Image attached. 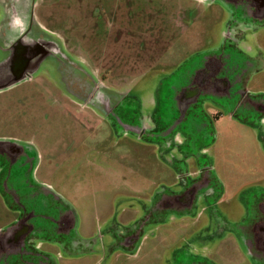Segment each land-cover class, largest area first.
I'll use <instances>...</instances> for the list:
<instances>
[{
	"label": "rangeland",
	"instance_id": "rangeland-1",
	"mask_svg": "<svg viewBox=\"0 0 264 264\" xmlns=\"http://www.w3.org/2000/svg\"><path fill=\"white\" fill-rule=\"evenodd\" d=\"M17 3L0 0V33L10 30ZM227 7L222 0H27V12L32 9L35 18L30 30L39 27L72 68L47 60L30 77L0 91V158L8 160L9 152L20 150L30 160H23L28 163L23 168L21 161H0V179L6 181L11 172L15 181L25 174L30 182L33 170L40 189L51 190L74 211L73 237L90 239L77 247L95 248L67 256L57 239L51 264H190V255L208 264H256L228 227L245 215L247 194L264 189L259 129L224 111L211 112L205 152L221 186L218 212L226 220L201 212V201L193 214L159 217L157 198L180 189L169 164L174 157L160 154L157 132L145 129L140 135V125L150 130V117L165 111L167 84L178 67L230 49L237 15ZM247 29L240 53L257 59V66L261 62L248 86L251 95L264 99V23ZM94 89L107 97L105 106L83 100ZM196 163L187 160L185 173L198 180ZM15 218L0 203V227ZM138 226L145 229L126 248L117 238L124 228ZM13 259L2 264H26Z\"/></svg>",
	"mask_w": 264,
	"mask_h": 264
},
{
	"label": "flooded vegetation",
	"instance_id": "flooded-vegetation-1",
	"mask_svg": "<svg viewBox=\"0 0 264 264\" xmlns=\"http://www.w3.org/2000/svg\"><path fill=\"white\" fill-rule=\"evenodd\" d=\"M224 4L228 6L227 8L231 9L233 15H237L233 19L235 22L233 28L236 35L233 37V40H230V49L221 53L220 56L201 57L198 62L193 63L192 61L188 65L184 64L182 69L188 67L187 73L182 77L179 86L173 89L175 95L171 94L170 96L168 104L169 118L166 114L167 110L161 113L160 119L158 118L160 121L166 120L170 124L177 125V123L187 117V122L180 127L179 131H175L174 133H160L155 128L148 129V131L158 133L157 138L160 141L162 140L161 143L156 139L159 152L163 157L167 155L174 157L171 161H176L175 164L178 168L176 171L179 175V192L164 195L158 203H155L156 214L159 217H165V215L170 213L177 214L180 217L193 214L199 208L197 203L201 201L203 204L201 212L209 211V214L226 220V217L218 212L217 206L221 204L220 198L222 196L221 186L214 181V177L211 174V166L205 152V140L207 135H209V128L211 129V112L220 114L224 111L223 113L239 120L241 123L249 125L256 130L259 129L257 132H259L260 138L263 137L264 139V130L260 129L264 125V99L251 95V90L248 86L251 73L257 71L259 66H261V62L257 66V59L255 60L240 53V51L244 53L240 49V45L246 43L247 28L257 27V22L264 23V0H226ZM32 24L33 22L30 20L25 26V28L29 27L27 31H22L21 35L16 37L8 47H0V61L7 59L11 55L15 58V49L21 45L26 51L28 60H35L37 59L36 53L38 52L35 50V47H43L42 49L45 51L44 56H41L42 58L45 57L43 63L47 62V60L51 63H58L60 60L58 65L70 70L72 67L69 63L54 55L56 54V47L51 38L43 35V33L35 35L36 33L33 32L32 35H29ZM231 31L232 29L228 31L225 37L231 36ZM99 91V89L96 91L94 89L89 93V103L96 105V107L107 104V97ZM183 91H189L188 97H190V100L196 94L194 101L187 104L184 100L185 98L181 96V92ZM203 104L204 106L205 104L207 105L205 110L202 109ZM172 108L177 113V116L174 118L170 116ZM155 116L150 117L151 127L156 125L157 120ZM141 127L143 129L140 130V135L143 137L147 130L144 129L145 126L140 125ZM169 128L171 129L172 127H168L167 130ZM137 129L136 127H130V130L133 131H137ZM192 141L194 142L193 146L194 144L197 145V147L194 146V149L191 146ZM184 148H189L192 151L185 153L183 152ZM2 152L7 153L8 151ZM9 153L12 155H6L8 160L0 158V161H8V163L13 164L16 161H21L19 164L21 168L28 165L24 161L30 160L25 156L24 152L18 150ZM175 157L181 159V161H178L181 162L180 165L184 167V170L181 167L179 168ZM187 160L197 161L198 180L190 178V174L185 173L187 171L185 161ZM9 173L11 174V172ZM16 176L17 181L14 180L16 190L23 193L28 189L30 182L27 181L25 174H18ZM53 199L55 198L53 197ZM51 202L52 205L49 207L50 214L48 216L53 224L51 223L49 226L51 229L49 232L50 236L53 240H57L58 237L62 239L65 237L68 242L72 241V244H75L77 240L72 235L73 231H65V233L60 234L56 239L54 238L57 228L53 229L52 225L56 224V214L59 207L58 203L52 201V198ZM244 204L246 207L245 215L233 227H228V231L246 248L252 262L264 264V189L260 188L247 194ZM196 215H199V211ZM22 225L12 235L4 234L5 236L0 237V253L5 254L6 257H10L11 260L17 257L15 249H17V244H19L21 238H23L22 243L25 247L22 251L26 253L30 251V243L28 242L32 240L33 236H38L34 226L32 231L26 233V231H23L24 229L21 230ZM139 228V226L138 228L134 227L135 230L138 229L137 231H139ZM124 233L125 230L122 231V235L117 239H126ZM46 234L48 235V232ZM112 240L117 241L115 235L112 237ZM188 259L190 260V264H208L207 260L195 257V255L188 256ZM10 264H12V261Z\"/></svg>",
	"mask_w": 264,
	"mask_h": 264
},
{
	"label": "crops",
	"instance_id": "crops-1",
	"mask_svg": "<svg viewBox=\"0 0 264 264\" xmlns=\"http://www.w3.org/2000/svg\"><path fill=\"white\" fill-rule=\"evenodd\" d=\"M29 10V8H27L26 10V16H27V20H26V24L29 22L28 20V16L31 17V20L33 22V20L35 19L33 17V11L32 9L30 10V13H28L27 11ZM34 23V22H33ZM11 26V25H10ZM14 29V26H12L10 28V30L5 29L3 33H0V47H8L9 44H11L16 37L20 36L22 31H18V32H14L12 31ZM38 30H34L32 32H29V35H32L33 32L36 33L35 35H41V32L39 27L37 28ZM44 35V34H43ZM60 58V57H59ZM61 59V58H60ZM40 67V66H39ZM181 68V69H180ZM187 68L182 69L181 67H178L175 71L174 74L171 76V80L169 82L168 85V92H169V96H168V104H169V99L171 94L175 95L173 93V89L175 87L179 86V83L182 79V77L187 73ZM39 69V68H38ZM190 91V90H189ZM189 91H183L181 92L183 96V98H185V102L188 104V102H192L194 101V99L196 98V94H194L191 97H188ZM89 94H86L85 98H83V100H85V102H89ZM187 97V98H186ZM182 99V98H181ZM187 99V101H186ZM166 106L167 110V117L169 118V106ZM156 107H157V103H156ZM207 107V105L204 104L202 105V109L205 110V108ZM209 107V106H208ZM205 112V111H204ZM171 113V118H174L177 116V113L175 112V109L172 108ZM214 113V112H213ZM215 114V113H214ZM157 115V116H155ZM152 115V117L155 116V119L157 120L156 125L150 127L155 128L157 130H159L160 133H174L175 131H179L180 127L182 125H184L187 122V117H185L184 119H182L181 122L177 123V125L174 124H170V122H166V120H158V118L160 119L161 114L158 112ZM164 116V115H163ZM210 119H213V115L211 114ZM164 121V122H163ZM168 127H172L171 129ZM144 129H149V126H145ZM176 129V130H175ZM139 132V131H136ZM157 146V145H156ZM176 161H171V164L173 167H175V171L178 169L177 165L174 164ZM186 162V161H185ZM195 162V161H194ZM173 163V164H172ZM196 163V162H195ZM13 164V163H12ZM33 169V168H32ZM4 171L0 170V177L1 174ZM6 181H1L0 179V203L2 204L3 208L5 211H7L8 213H12L13 215H16V218L12 221L11 224L5 226V227H0V237L8 235L14 233L18 228L20 229L19 226L22 225L21 230L24 229L23 231H26V233H29L30 231H32L33 226L35 228V232L37 233L38 236H33L32 240H30V251L23 253V248L24 245L22 243V239L19 242V244H17V249H15V255L18 257L17 260H25L26 264H51L53 260H49V256L50 255V250H52L54 248V246L52 244H57V240H53L52 237L50 236V224L52 223V221L49 219V214H50V205H52L51 202V198L52 201H55L56 203H58V211H57V221L56 224L52 225V228L55 229L57 228V232L55 235H60L62 233H65V231H73L76 229V218H75V213L74 211L67 205V203H65L61 197L53 194L51 192V190L48 189H40V187L36 184L35 180L33 179V170H32V180L30 181V184L28 186V189L21 193L18 192V190H16V185L14 184V179L12 177V175L9 172H6ZM177 174V171H176ZM3 176V175H2ZM177 177H179V175L177 174ZM172 192H168V194H170ZM53 197L55 199H53ZM163 196H161L160 198H157L155 203H158ZM63 201V202H62ZM23 217V218H22ZM26 220V221H24ZM23 221V223H21ZM159 221V220H158ZM164 220L159 221L158 223H163ZM130 223V222H129ZM137 223V222H136ZM135 223V226H136ZM53 224V223H52ZM145 225H148V222H145ZM144 225V226H145ZM141 227V226H140ZM138 228V227H137ZM49 231H47V230ZM143 229H145V227L143 228H139V231L135 230L134 228L129 229V228H124L125 230V237L126 239L123 240L122 245L126 246V248H130L132 247V243L135 242V239H137V235L138 232L139 234H141V232L143 231ZM48 232V235L46 234V232ZM5 234V235H4ZM10 235V236H11ZM39 239V240H36ZM60 239L59 243L60 246H62L63 248V252L66 253L67 256L70 255H82V254H86V253H93L95 251V248H92L91 250L89 249H79V245L88 243L87 241H89L90 239H75L77 240V242H79L77 245L76 243L72 244V241L68 242L65 237L64 239L62 238H58V240ZM111 244H114L115 241H113L112 239L110 240ZM95 245V241L92 242V246ZM121 245V244H120ZM53 247V248H52ZM24 258H23V257ZM58 256V253H57ZM13 258V257H12ZM57 257L56 260H62L64 258H59ZM7 260H11L10 257H6L5 254L0 253V263L2 264L4 261L7 262ZM15 260V259H12ZM15 262V261H12ZM54 263V262H53ZM60 263V261H59ZM6 264V263H4Z\"/></svg>",
	"mask_w": 264,
	"mask_h": 264
},
{
	"label": "water",
	"instance_id": "water-1",
	"mask_svg": "<svg viewBox=\"0 0 264 264\" xmlns=\"http://www.w3.org/2000/svg\"><path fill=\"white\" fill-rule=\"evenodd\" d=\"M196 1H202V2L211 1L212 2L216 0H196ZM222 1L225 2L226 0H222ZM25 20L27 19L25 18ZM12 26L14 25L11 21L10 28ZM25 26H26V22L24 26H20V31H23ZM32 31L34 30H31L30 32ZM55 47H56L55 48L56 54L54 55L59 56V48H57L56 44H55ZM35 48H36L35 50L38 51L36 53L37 59L35 60H32V59L28 60L26 51L21 45L15 49V53H16L15 58H13L11 55L7 59L0 61V91L4 89H9L13 87L14 85H16L17 83H20L21 81L30 77V75H32V73H34L39 68L40 64L44 61L45 57L42 58L41 56L45 53V51L42 49L43 47L42 48L35 47Z\"/></svg>",
	"mask_w": 264,
	"mask_h": 264
},
{
	"label": "bare ground",
	"instance_id": "bare-ground-1",
	"mask_svg": "<svg viewBox=\"0 0 264 264\" xmlns=\"http://www.w3.org/2000/svg\"><path fill=\"white\" fill-rule=\"evenodd\" d=\"M27 0H18L17 3V14H14L12 17V23L14 25V29L12 31L18 32L20 30V26H24L27 16Z\"/></svg>",
	"mask_w": 264,
	"mask_h": 264
}]
</instances>
